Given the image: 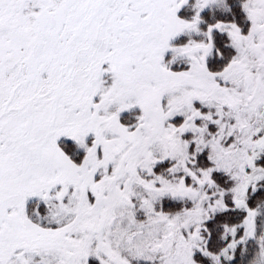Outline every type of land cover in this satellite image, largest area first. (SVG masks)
Wrapping results in <instances>:
<instances>
[{
	"label": "snow or ice",
	"instance_id": "snow-or-ice-1",
	"mask_svg": "<svg viewBox=\"0 0 264 264\" xmlns=\"http://www.w3.org/2000/svg\"><path fill=\"white\" fill-rule=\"evenodd\" d=\"M0 264H264V0H0Z\"/></svg>",
	"mask_w": 264,
	"mask_h": 264
}]
</instances>
